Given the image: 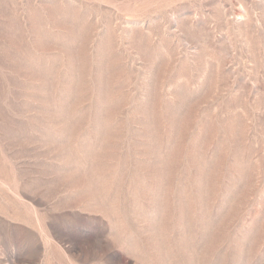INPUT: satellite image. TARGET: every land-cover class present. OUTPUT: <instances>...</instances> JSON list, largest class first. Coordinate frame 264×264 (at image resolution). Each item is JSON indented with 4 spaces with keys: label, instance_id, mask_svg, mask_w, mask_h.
Segmentation results:
<instances>
[{
    "label": "rangeland",
    "instance_id": "rangeland-1",
    "mask_svg": "<svg viewBox=\"0 0 264 264\" xmlns=\"http://www.w3.org/2000/svg\"><path fill=\"white\" fill-rule=\"evenodd\" d=\"M0 264H264V0H0Z\"/></svg>",
    "mask_w": 264,
    "mask_h": 264
}]
</instances>
